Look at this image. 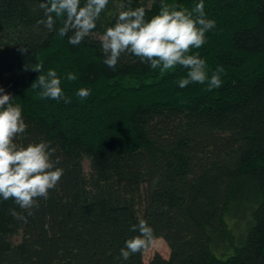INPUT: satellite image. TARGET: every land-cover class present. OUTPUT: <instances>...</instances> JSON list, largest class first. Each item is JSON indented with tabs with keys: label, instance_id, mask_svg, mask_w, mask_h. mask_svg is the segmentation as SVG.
<instances>
[{
	"label": "trees",
	"instance_id": "16d2710c",
	"mask_svg": "<svg viewBox=\"0 0 264 264\" xmlns=\"http://www.w3.org/2000/svg\"><path fill=\"white\" fill-rule=\"evenodd\" d=\"M42 2L0 0V87L27 125L16 142H50L63 175L32 215L0 197V264H264V0H203L215 26L189 54L204 59L207 79L183 88L180 65L161 74L124 52L108 67L99 37L121 2L150 19L161 3L191 11L201 0H109L76 46L59 35L63 17L53 14L51 32L37 26ZM41 62L70 103L31 88ZM218 67L221 85L208 90ZM140 219L169 257L146 262L149 245L121 258Z\"/></svg>",
	"mask_w": 264,
	"mask_h": 264
},
{
	"label": "clouds",
	"instance_id": "9594fccd",
	"mask_svg": "<svg viewBox=\"0 0 264 264\" xmlns=\"http://www.w3.org/2000/svg\"><path fill=\"white\" fill-rule=\"evenodd\" d=\"M108 3L109 0H85L81 6V0H47L39 4L46 19L39 20L37 26L44 25L51 32L56 19L63 17L59 35L64 37L71 32L68 43L76 46L96 28L100 14ZM117 13L114 26L107 27L99 37L106 57L104 63L108 67L115 68L121 54L131 52L141 62L150 64L151 68L159 67L161 74L177 65L187 69V77L179 80L181 88L190 82H205L204 59L198 52L189 54L191 49H199L205 43V33L215 26L214 20L205 17L203 0L191 11L181 5L161 3L159 12L150 19L145 18L144 7H126L122 2L117 4ZM21 51L26 52L23 48ZM31 69L40 73L31 88H41L42 98L59 100L63 97L66 103L71 102L63 95L61 80L55 69L41 74L42 62L31 65ZM223 71L222 67L216 69L208 90L220 87V73ZM67 79L74 81L77 77L68 73ZM0 93H3L0 94V197L13 199L21 209L28 210V215H32L31 209L38 207L37 199L48 198L49 190L56 187L63 169L56 166L58 160L51 158L55 149L49 147L50 142L41 140L27 146L16 142L27 128L22 109L12 102L13 97L2 87ZM77 95L86 98L90 90L80 88ZM9 214L27 222L15 209H10ZM137 228L139 234L126 239L120 249L123 260L146 249L154 240V230L144 219H140L138 225H132L131 230L136 231Z\"/></svg>",
	"mask_w": 264,
	"mask_h": 264
},
{
	"label": "rangeland",
	"instance_id": "374dc122",
	"mask_svg": "<svg viewBox=\"0 0 264 264\" xmlns=\"http://www.w3.org/2000/svg\"><path fill=\"white\" fill-rule=\"evenodd\" d=\"M84 166L86 170H89V162L87 160L84 162ZM157 252L162 254L164 257H169L170 248L163 238H156L153 240V242L144 252V260L148 262Z\"/></svg>",
	"mask_w": 264,
	"mask_h": 264
}]
</instances>
